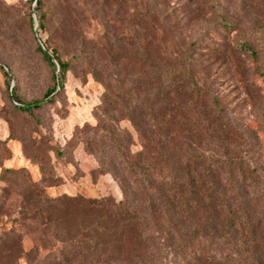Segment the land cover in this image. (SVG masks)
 Returning a JSON list of instances; mask_svg holds the SVG:
<instances>
[{
    "label": "rangeland",
    "instance_id": "374dc122",
    "mask_svg": "<svg viewBox=\"0 0 264 264\" xmlns=\"http://www.w3.org/2000/svg\"><path fill=\"white\" fill-rule=\"evenodd\" d=\"M34 7L31 0H0V65L9 73L8 78L0 70V264H53L55 259L63 264L69 258L61 256L64 244L104 211L73 207L64 197L120 202L129 187L137 206L144 207L141 188L123 173L99 122L114 126L130 152L142 150L132 123L111 120L100 108L108 87L135 94L129 79L140 72L151 75L149 65L159 61L155 50L172 53L173 60L179 55L198 83L223 103L231 119L228 130L242 133L243 146L235 152L231 141L228 147L218 141L207 155L220 160L227 149L258 172L257 187L249 177L243 184L238 168L231 175L223 169L220 177L228 197L237 199L240 191L251 217L264 220V0H46L42 28ZM225 21L235 29L225 30ZM238 40L248 41L257 56L237 51ZM43 43L57 48L62 61L89 56L99 75L88 73L83 61L60 87L54 79L58 62L51 67L37 51ZM98 48L105 53L97 55ZM140 81L148 92L146 80ZM176 94L191 106L189 85ZM34 104L32 113L20 110ZM146 121V128L152 126L149 115ZM25 211L36 217H24ZM260 232L264 237V228ZM145 233L158 248L155 264H183L173 248L158 244L153 230ZM219 254L235 258L232 252Z\"/></svg>",
    "mask_w": 264,
    "mask_h": 264
},
{
    "label": "trees",
    "instance_id": "16d2710c",
    "mask_svg": "<svg viewBox=\"0 0 264 264\" xmlns=\"http://www.w3.org/2000/svg\"><path fill=\"white\" fill-rule=\"evenodd\" d=\"M45 1L31 0L35 3L34 12L40 16L41 28L47 16ZM29 19L34 24L32 14ZM222 27L235 29L227 21ZM236 50L257 56L246 40H238ZM37 51L51 67L56 66L54 61L58 62L60 71L54 79H58L60 87L73 66L83 61L88 62V73L99 75V66H94L89 56L76 55L62 61L57 48L46 43L38 45ZM155 51L159 61L149 65L151 75L140 72L135 79H129L132 85L129 91L135 94L108 87L100 108L111 120H129L142 150L130 152L128 143L117 137L114 126L107 121L99 122L103 139L113 144L123 173L141 188L137 193L143 195L141 202L145 205L137 206L129 187H124V199L120 202L105 197H64L63 200L73 207L99 208L104 214L64 244L61 256L69 258L63 264L86 256H100L89 264H155L153 256H157L158 248L150 241L151 235L145 233L150 230L157 234L154 239L158 244L163 242L173 248L183 264H264V237L260 232L264 220L257 218L255 221L251 217L240 191H237V199L228 197L227 186L220 177L221 173L227 171L231 175L233 168H238L240 181L244 184L249 177L257 187L258 172L245 168L227 149L220 160L207 155L208 147L218 141L226 143V147L231 141L233 151L238 152L244 136L228 130L231 119L223 103L198 83L193 69L180 61L179 55L173 60L172 53L169 56L165 51ZM101 52L99 48L95 51L97 55ZM5 68L0 65V70L9 78ZM140 80H146L148 92L142 90ZM184 85L191 88V106L176 94ZM55 90L56 86L48 94ZM14 100L22 102L17 96ZM35 105L20 107V110L32 113ZM148 115L152 126L146 128L143 124ZM56 200V204L61 202ZM24 213L26 218L36 217V213ZM223 251L232 252L235 258L228 254L222 257L219 253ZM58 263L53 260V264Z\"/></svg>",
    "mask_w": 264,
    "mask_h": 264
}]
</instances>
